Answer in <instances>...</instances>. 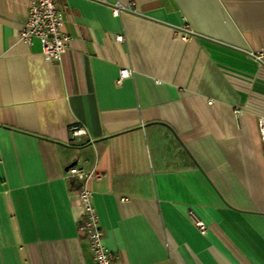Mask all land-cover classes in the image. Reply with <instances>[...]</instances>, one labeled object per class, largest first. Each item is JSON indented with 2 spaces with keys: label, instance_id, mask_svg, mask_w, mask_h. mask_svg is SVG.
I'll return each instance as SVG.
<instances>
[{
  "label": "crops",
  "instance_id": "1",
  "mask_svg": "<svg viewBox=\"0 0 264 264\" xmlns=\"http://www.w3.org/2000/svg\"><path fill=\"white\" fill-rule=\"evenodd\" d=\"M27 4L0 0V264H94L74 166L115 264H264V0H56L58 62Z\"/></svg>",
  "mask_w": 264,
  "mask_h": 264
},
{
  "label": "built area",
  "instance_id": "2",
  "mask_svg": "<svg viewBox=\"0 0 264 264\" xmlns=\"http://www.w3.org/2000/svg\"><path fill=\"white\" fill-rule=\"evenodd\" d=\"M101 1V0H99ZM27 15L22 29L19 30V38L28 46L34 40L40 42L41 54L45 61L58 62L69 42L68 36L63 32V15L58 11L56 0H27ZM123 11V7L116 5L113 13L118 15ZM116 42H123L124 36L117 35ZM132 72L128 69H121L117 83L129 78ZM212 104V101H209ZM258 128L262 140L264 141V118H260ZM86 135V130L80 125L71 128L72 138H81ZM103 174L94 170L86 171L72 167L69 170V178H77L81 182V188L77 192L79 201L78 221L79 230L85 236L90 252L93 256L94 264H115V256L104 245V233L100 226L99 216L93 208L92 191L88 188V181L102 178ZM195 225L202 234L207 232L208 226L203 221L195 219Z\"/></svg>",
  "mask_w": 264,
  "mask_h": 264
}]
</instances>
